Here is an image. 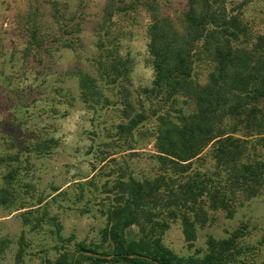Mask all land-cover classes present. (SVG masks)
Wrapping results in <instances>:
<instances>
[{
  "label": "trees",
  "instance_id": "1",
  "mask_svg": "<svg viewBox=\"0 0 264 264\" xmlns=\"http://www.w3.org/2000/svg\"><path fill=\"white\" fill-rule=\"evenodd\" d=\"M230 1L188 0L185 10L174 17L164 12L160 0H106L91 67L74 74L80 100L94 109L122 106L117 135L128 145L154 125L150 135L155 155L149 158L157 171L140 173L138 178L129 167L104 185L110 203L103 208L107 223L101 236L109 252L78 244L72 254L59 250V257L49 264L239 262L242 229L224 240L210 238L201 257L181 258L163 244L170 223L180 222L192 248L198 231L214 222L211 214L233 219L264 193V36L252 32L241 8H232ZM59 3L49 4L50 18L63 37H71L65 38L63 48L74 50L83 30L80 23H73L81 18L77 13H84L61 9ZM141 15L149 20L154 81L137 108L128 90L134 60L124 48L131 27L120 23ZM42 17L29 10L22 18L28 54L48 53L51 33ZM114 93L122 95L121 103L113 101ZM181 102L190 106V113ZM35 142L38 157L50 154V144H58ZM23 153L17 148L12 158L0 160L10 169L0 191L2 205L13 202L10 192L21 172L13 167L21 163ZM59 192L54 188L52 195ZM45 201L41 198L37 206ZM26 209L18 206L17 211Z\"/></svg>",
  "mask_w": 264,
  "mask_h": 264
},
{
  "label": "rangeland",
  "instance_id": "2",
  "mask_svg": "<svg viewBox=\"0 0 264 264\" xmlns=\"http://www.w3.org/2000/svg\"><path fill=\"white\" fill-rule=\"evenodd\" d=\"M52 1L0 0V160L12 158L17 148L24 151L21 163L13 167L21 170L20 176L13 189H8L13 202L7 206L0 203V264H49L59 257V250L72 254L78 244L109 252L101 236L107 223L103 208L110 203L104 185L129 167L138 178L140 173L157 171L149 158L155 155L150 135L154 125L128 145L117 135L122 106L94 109L80 100L74 74L79 68L91 67L106 0H60L61 9L84 13H77L81 18L73 23H80L83 30L74 50L63 48L65 38L71 37H63L53 25ZM187 2L160 0L164 12L174 17L185 10ZM230 4L236 10L241 8L255 35L264 36V0H231ZM29 10L44 16L43 25L51 33L48 53L28 54L22 18ZM120 25L131 27L124 48L134 60L128 90L138 108L143 91L154 81L148 51L149 20L145 15L132 16L123 18ZM115 93L113 101L121 103L122 95L116 97ZM180 107L191 112L182 102ZM37 139L58 144H50V154L38 157L33 147ZM9 170L0 165V191ZM54 188L60 192L52 195ZM41 198L46 201L37 206ZM23 205L27 209L17 211ZM211 218L214 222L198 231L192 248L185 242L180 222L170 223L164 246L181 258L201 257L210 238L224 240L242 229L241 257L236 264H264V193L233 219L224 213H213Z\"/></svg>",
  "mask_w": 264,
  "mask_h": 264
}]
</instances>
